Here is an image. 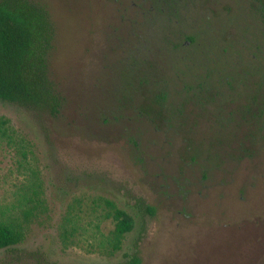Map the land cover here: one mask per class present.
Instances as JSON below:
<instances>
[{
	"label": "rangeland",
	"instance_id": "rangeland-1",
	"mask_svg": "<svg viewBox=\"0 0 264 264\" xmlns=\"http://www.w3.org/2000/svg\"><path fill=\"white\" fill-rule=\"evenodd\" d=\"M32 1L54 26L49 70L63 104L51 117L0 101L11 134L0 139V219L23 234L0 249V264H127L134 253L140 264H264V123H245L243 85L222 81L245 64L242 0H212L208 16L190 5L178 22L158 23L168 25L159 36L137 31L139 48L191 24L192 37L223 38L206 64L157 60L162 70L153 60L167 86L159 120L140 115L120 81L134 57L151 61L152 47L131 49L129 34L152 20L130 0ZM198 84L208 93L196 99ZM105 198L134 218L111 256L100 246L113 227L101 217Z\"/></svg>",
	"mask_w": 264,
	"mask_h": 264
},
{
	"label": "trees",
	"instance_id": "trees-1",
	"mask_svg": "<svg viewBox=\"0 0 264 264\" xmlns=\"http://www.w3.org/2000/svg\"><path fill=\"white\" fill-rule=\"evenodd\" d=\"M211 1L146 0L150 6L147 10H143L142 19L146 24L150 23L149 20H152L151 24L154 27L146 26L154 32L153 35L159 36V32H164L168 25H163L159 27V30H156L154 28L158 23H174L177 18H184L185 12L187 10L189 12L190 5L195 12L202 5L208 16L209 11L212 10L207 8L206 4H210ZM200 11L205 15L202 9ZM213 14L211 13V16ZM260 15L264 24V7L261 8ZM207 16L205 15L206 19ZM144 25L142 24L139 27L136 22L132 24L133 31L136 32L135 36H138L139 39L141 35L137 30H141ZM194 29L195 27L191 24L187 29L183 27L175 29L170 32L169 36H184L186 39L194 40V50L197 54L194 59L199 64H206V61H209L207 57L215 52L218 43L223 38L197 36V39L185 33ZM249 31H252L251 27H249ZM194 33L198 35L199 32ZM261 38H263L261 41L247 42V52L244 53L246 67L256 69L258 72L255 76L257 80L250 81L249 75L244 77L237 73L244 68L241 65L238 69V63L237 66H230L231 72L234 74H225L227 77H222L223 83H227L229 89H232L233 92L236 91L234 87L238 85L264 87V36ZM53 42L54 26L44 6L32 0H0V101L13 103L30 111L51 117L59 114L63 98L56 84L50 78L49 70V58ZM236 44L238 43H230L232 48ZM141 50L143 51V49ZM222 50L227 52L228 49L223 47ZM137 54L134 53L133 56ZM244 57L240 62L245 61ZM216 61L215 59L211 60L214 64ZM130 64L131 66L134 65V68L130 66L127 72L122 71L120 74L123 97L130 98L134 103L140 102L136 104V109L140 115H144V117L151 120H159L162 117V105L166 99V92L162 88L163 85H166L165 78L157 73L153 61L143 59L140 62L134 57ZM149 64L154 69V73L151 75L145 74V68ZM198 85H200L198 88L201 90L208 89V86ZM258 93H261L262 99H264V92L258 89L254 93L256 98H258ZM236 94L239 95L238 91ZM10 135L8 119L0 116V139L9 138ZM102 201L105 213L101 217L104 219L110 218L113 227L106 235L102 234L100 246L107 252L106 254L111 256L121 250L126 234L132 231L134 227V218L126 209L119 207L113 200L105 198ZM138 206L142 213L154 214L152 206L144 205L140 201H138ZM22 239L23 234L18 224L0 219V249L19 244ZM127 264H140V259L136 253L128 259Z\"/></svg>",
	"mask_w": 264,
	"mask_h": 264
},
{
	"label": "flooded vegetation",
	"instance_id": "flooded-vegetation-1",
	"mask_svg": "<svg viewBox=\"0 0 264 264\" xmlns=\"http://www.w3.org/2000/svg\"><path fill=\"white\" fill-rule=\"evenodd\" d=\"M181 1V0H179ZM242 14H241V22L239 26L241 27L243 39L245 42H253V41H261V37L264 36V24L261 20V8L264 7V0H242ZM148 2L146 0H130L129 8L131 12H135L136 14L142 15L147 8H149ZM144 10V11H143ZM206 13V12H205ZM207 14V13H206ZM178 22L177 20H175ZM133 24V23H132ZM132 24L130 25V34H129V47L134 50L145 49L148 51V48L151 46L153 49L150 50L149 55L152 56L151 61L155 60L158 63V66L165 70V66H163L158 61H174L175 63L180 61L181 57L187 61H195L196 58L195 50H194V40L186 39L184 36L180 37H172V38H159L162 40L160 42L161 45H157V42H154L155 38L150 36L149 38H153L148 41V45H143L141 48L137 46H133V41H138V36H135L134 29ZM249 27L252 28V31H249ZM150 29L148 26L144 25L141 30ZM137 30V31H141ZM186 33V32H185ZM132 35V37L130 36ZM131 39V40H130ZM184 39V40H183ZM183 40V41H182ZM154 42V43H153ZM148 55V56H149ZM252 57H254L252 55ZM158 60V61H157ZM243 64L246 62V58L244 57ZM155 66V65H153ZM151 64L145 68V74L151 75L154 73V69ZM242 71V76H257L258 72L256 69L247 68L246 64H244V68L239 70ZM165 72H160L163 75ZM159 74V73H158ZM241 74V73H240ZM163 90L166 92V85L162 86ZM252 88V89H249ZM264 92V87L258 88L256 85H248L242 86V100L240 102V112L242 114L241 118L245 123H264V99H262L261 93H258V98L255 97L254 93L257 90ZM208 90V89H207ZM207 90H198V94L196 99L203 98L208 93ZM251 90V91H248ZM160 91V90H159ZM246 91L249 94H246ZM240 96V97H241ZM166 100V99H165ZM165 102V101H164ZM163 102V104H164ZM163 119V116L160 118Z\"/></svg>",
	"mask_w": 264,
	"mask_h": 264
}]
</instances>
